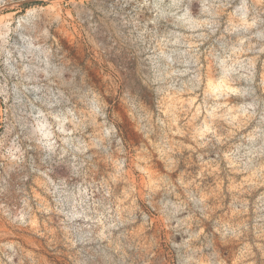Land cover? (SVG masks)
I'll use <instances>...</instances> for the list:
<instances>
[{
    "label": "rangeland",
    "instance_id": "obj_1",
    "mask_svg": "<svg viewBox=\"0 0 264 264\" xmlns=\"http://www.w3.org/2000/svg\"><path fill=\"white\" fill-rule=\"evenodd\" d=\"M0 264H264V0H0Z\"/></svg>",
    "mask_w": 264,
    "mask_h": 264
}]
</instances>
